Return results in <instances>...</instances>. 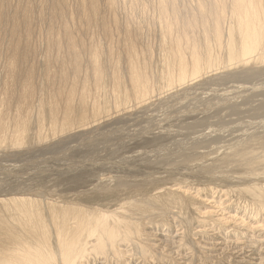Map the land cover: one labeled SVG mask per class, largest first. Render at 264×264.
Instances as JSON below:
<instances>
[{
    "label": "bare ground",
    "instance_id": "obj_1",
    "mask_svg": "<svg viewBox=\"0 0 264 264\" xmlns=\"http://www.w3.org/2000/svg\"><path fill=\"white\" fill-rule=\"evenodd\" d=\"M44 8L0 0V264H134L193 187L264 193V0ZM237 238L220 255L259 260Z\"/></svg>",
    "mask_w": 264,
    "mask_h": 264
},
{
    "label": "rangeland",
    "instance_id": "obj_2",
    "mask_svg": "<svg viewBox=\"0 0 264 264\" xmlns=\"http://www.w3.org/2000/svg\"><path fill=\"white\" fill-rule=\"evenodd\" d=\"M42 3L45 4V8L44 9L46 10V12H48L49 11V8H48L49 7V0H44L43 2H42V0L41 1L40 0H34V4L35 5H40ZM263 51H264V48H263ZM263 57H264V54H263ZM254 61L255 60H253L251 62V64H250L251 66H254L255 63L257 62L256 61L254 63ZM258 81L263 82L264 79L263 80H258ZM220 88H222V87H220ZM199 188L200 187L196 186V188L193 187V189H191L192 193L196 192V194H194V195H196L195 196L196 200H194V205L196 207L193 205V206L190 207L191 211L189 210L187 213H183L185 218H186V220H185V218L182 219L184 216H180V217L174 216L175 218H178L176 220H175V218L173 219V222L175 224L174 223L171 224L169 222L170 220H166V218L164 220H160V221L158 219H155V220L152 221V223H153L152 224V226H153L152 230H155L154 232H157V234L165 235L161 239H163V238L166 239V237L168 238L170 236L173 237L175 233H177V235L179 236L180 233L182 232L180 238L176 239L177 243L174 245V247H172L171 249L167 248V252H165L166 249L164 251L162 250L163 249V248H161L162 246L159 247V248H161L160 250L157 249L158 247L153 248L155 250L154 251V255L152 254L154 256L153 257L150 254V252L146 250V248H147L146 246H148V247L150 246L151 247V244L153 243V245H154L155 242H153L151 239H148V238H142L141 239V243H143L142 245H145V246L141 247L143 253L142 252H136L135 253V251H134V253L136 254V257H135L136 261H135L134 264H143L145 261H146V264H149V263L150 264H154V263L155 264H169V263L170 264H174V263L175 264H180V263L181 264H184V263L185 264H189V263L190 264L191 263L192 264H240L241 262H238V261L236 262L234 260H232L230 262V258L227 255H220L218 249L221 246H219L218 243H220L221 241H219V237H221V238H223V237L226 238L227 237V239H225V240L228 241V242H230L231 240H238V239L240 240V238H237V236L241 237V238L244 237L245 240L248 238L247 241L254 240L255 238L256 239L259 238L258 240H261V241L264 239V227H263L264 226V193L263 192H259L260 196L259 195H255V197H254V195H253V197H252L251 196L253 194L252 192L251 193L250 192H248V193L245 192V193H242L243 194L242 195V194H239L238 192L229 193L228 191H224V190L221 191V189H217V188H213V187H212V189L211 188H207V187H202L200 189ZM197 189H198V193H197ZM224 195H226V196H224ZM227 196H229V197H227ZM204 212H206V213H204ZM188 213L191 214V217L189 216ZM183 214H181V215H183ZM198 214H199V216L201 215L200 218H198L199 217V216H197ZM229 215L231 217L232 216L235 217L236 223L234 225L236 226V228H238L237 226H239V224L240 225L242 224V225H249L251 227H254L256 230H252V231H250V233L248 232V234L247 233H243L244 234L243 236L239 235V234L242 233V231L240 230V231H237L238 235L234 236L232 234V232L234 230H232V228H227V230H225V228L223 226L224 224L221 222V218H220L221 216L229 217ZM195 217H197L199 221L196 220ZM194 220H196V223L194 222ZM202 220H204V221L201 222ZM207 221H209V222H207ZM177 222H178V224H177ZM211 222H212V225H211ZM161 223H163V224H161ZM173 225H175V226H173ZM191 225H192V228H191ZM206 225H209V226H206ZM186 228H187L188 231H186ZM259 230H260V232H259ZM186 237H188L189 239L186 238ZM183 238L184 239L186 238V240H184ZM182 241H184V243H182ZM180 242H181V244H180ZM210 244H214L215 246L213 247ZM180 246H181V248H180ZM257 247H258L257 248L258 250L256 249L257 256H256L255 259L258 258L259 260L256 261V260L248 259L249 262L245 261L246 263H248V264H259V261L264 259V240H263V242L261 244L257 245ZM128 250H130V247H128ZM145 250L148 253V255H147L146 252H144ZM170 252L172 254H173V252L176 253L178 257H176V259H175L170 254ZM137 255L139 257L141 255L142 256L139 259V257ZM146 256H148L147 260L145 259ZM151 256H152V258H151ZM160 256H162V257H160ZM167 256H168V258H167ZM215 256L218 257V258H216ZM185 257H187V258H185ZM161 258H163V259H161ZM157 259H158L159 262L157 261ZM191 259H192V261H191ZM98 261H100V260H98ZM141 261H143V263ZM149 261H151L152 263L149 262ZM173 261H175V262L172 263ZM179 261H181V262H179ZM182 261H183V263H182ZM250 261H253V262H250ZM263 261L264 260H262L260 264H264ZM100 262H102V261H100ZM137 262H139V263H137ZM246 263H241V264H246ZM124 264H126V263H124Z\"/></svg>",
    "mask_w": 264,
    "mask_h": 264
}]
</instances>
